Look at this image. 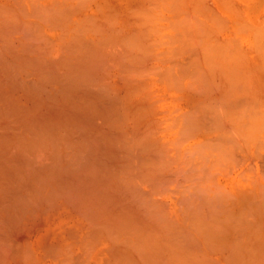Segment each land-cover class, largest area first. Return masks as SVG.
<instances>
[{
    "label": "bare ground",
    "instance_id": "obj_1",
    "mask_svg": "<svg viewBox=\"0 0 264 264\" xmlns=\"http://www.w3.org/2000/svg\"><path fill=\"white\" fill-rule=\"evenodd\" d=\"M198 14L0 0V264H264V106Z\"/></svg>",
    "mask_w": 264,
    "mask_h": 264
},
{
    "label": "rangeland",
    "instance_id": "obj_2",
    "mask_svg": "<svg viewBox=\"0 0 264 264\" xmlns=\"http://www.w3.org/2000/svg\"><path fill=\"white\" fill-rule=\"evenodd\" d=\"M198 13L200 67L238 74L264 106V0H198Z\"/></svg>",
    "mask_w": 264,
    "mask_h": 264
}]
</instances>
